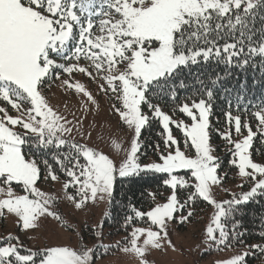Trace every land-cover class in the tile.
Instances as JSON below:
<instances>
[{"label":"rangeland","instance_id":"374dc122","mask_svg":"<svg viewBox=\"0 0 264 264\" xmlns=\"http://www.w3.org/2000/svg\"><path fill=\"white\" fill-rule=\"evenodd\" d=\"M44 1L0 0V264H264V246L225 248L222 227L230 205L264 189V148L254 146L258 133L264 141V111L258 125L230 115L217 130L234 150L227 178L218 173L208 105L181 102L167 112L146 97L185 64L172 47L184 22L260 0H122L119 17L102 16L111 23L96 26L103 37L86 53L68 50L63 11L69 18L71 4ZM152 119L164 148L141 162V132ZM27 136L70 144L83 162H46L41 173L23 152ZM140 172L167 175L169 191L137 213L148 224L109 254L126 238L109 239L104 226L114 183ZM190 186L207 210L192 192L179 200Z\"/></svg>","mask_w":264,"mask_h":264},{"label":"trees","instance_id":"16d2710c","mask_svg":"<svg viewBox=\"0 0 264 264\" xmlns=\"http://www.w3.org/2000/svg\"><path fill=\"white\" fill-rule=\"evenodd\" d=\"M209 13L205 19L193 21L190 18L174 34L173 50L176 54H183L186 62L169 76L149 85L146 97L152 106L159 105L167 112L181 102H206L212 115L209 131L219 165L218 173L226 172L227 178H230L235 172L230 163L234 150L217 130L228 126L226 116L230 115L254 126L257 122L255 113L264 110V0L247 11L240 7L224 16H220L218 11ZM178 135L182 137L180 133ZM255 137L254 146L259 144L264 148L261 134ZM44 139L40 141L38 137H27L28 142L22 146L24 154L38 162L41 173L46 162L56 165L58 161L71 167L72 162H83L70 144L56 146ZM139 141L141 162L155 154L157 145L164 148L163 130L158 120L148 121ZM167 178L164 174L140 172L116 179L104 226L109 239L126 238L107 253L128 245L130 231L134 227L148 224L144 218L138 220L137 213L152 207L156 198L162 200L166 197L169 191ZM186 191L192 192L195 203L207 210V204L194 196L191 186L177 191L181 202L187 198ZM222 227L225 248L257 244L262 250L264 189L258 190L246 203L230 205L222 219ZM9 261L17 264L14 258ZM254 261L256 258H252L251 262Z\"/></svg>","mask_w":264,"mask_h":264}]
</instances>
